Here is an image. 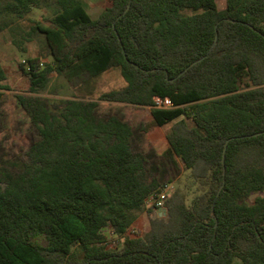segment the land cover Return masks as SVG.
<instances>
[{
  "label": "trees",
  "instance_id": "obj_1",
  "mask_svg": "<svg viewBox=\"0 0 264 264\" xmlns=\"http://www.w3.org/2000/svg\"><path fill=\"white\" fill-rule=\"evenodd\" d=\"M104 1L93 17L84 0H54L49 24L32 26L53 63H20L17 100L39 138L18 171L0 165V264H264V0ZM112 67L125 84L98 99L54 111L37 94L57 72L91 95ZM6 79L0 62V101ZM100 100L150 107L155 126L169 124L163 153L135 149L134 127L100 118ZM181 167L184 190L152 216L147 198Z\"/></svg>",
  "mask_w": 264,
  "mask_h": 264
},
{
  "label": "rangeland",
  "instance_id": "obj_2",
  "mask_svg": "<svg viewBox=\"0 0 264 264\" xmlns=\"http://www.w3.org/2000/svg\"><path fill=\"white\" fill-rule=\"evenodd\" d=\"M12 1L0 0V62L6 69V83L10 86V89L2 90L3 95L0 101V165L12 171H18L27 159L26 152L29 146L39 138L36 127L30 122L17 100V94L28 93V78L23 73L20 63L27 64V59H32L41 67L53 63L43 37L37 32L32 33V26L37 21L48 25V19L55 5L54 0H40L39 7H34L29 13L18 16L16 11L7 9V4ZM84 2L93 17H97L106 6L104 0H84ZM218 5L219 8H224L225 0H219ZM80 82V79L68 81L54 72L48 84L37 94L47 98L51 108L58 111L66 99H98L102 92L121 88L125 84L117 67L106 70L96 78L91 95H88L84 87L80 86ZM97 112L100 118H105L110 113L122 115L134 127L135 149L146 151L148 159L159 156L167 147L165 134L169 124L164 127L155 126L152 123L149 107L100 100ZM141 126L146 130H142ZM180 172L179 175H172L175 177L166 192L168 195L173 189L184 190L190 170L181 167ZM165 180H169V177ZM259 194H264V191ZM155 215L153 212L152 216ZM146 221V213H142L129 232L131 234L143 232ZM108 237L112 238L111 233ZM39 241L46 244L43 237L39 238Z\"/></svg>",
  "mask_w": 264,
  "mask_h": 264
},
{
  "label": "built area",
  "instance_id": "obj_3",
  "mask_svg": "<svg viewBox=\"0 0 264 264\" xmlns=\"http://www.w3.org/2000/svg\"><path fill=\"white\" fill-rule=\"evenodd\" d=\"M172 101L169 97H161L159 95L154 96V106L155 107H170ZM170 184H165L160 191L151 194L146 201L147 207L153 209L156 215L163 212L166 214V200L168 194L166 193Z\"/></svg>",
  "mask_w": 264,
  "mask_h": 264
},
{
  "label": "crops",
  "instance_id": "obj_4",
  "mask_svg": "<svg viewBox=\"0 0 264 264\" xmlns=\"http://www.w3.org/2000/svg\"><path fill=\"white\" fill-rule=\"evenodd\" d=\"M139 107H148V106H139ZM150 108V107H149ZM150 112H151V110H150ZM151 116H152V114H151ZM152 118V120H153V116L151 117Z\"/></svg>",
  "mask_w": 264,
  "mask_h": 264
},
{
  "label": "water",
  "instance_id": "obj_5",
  "mask_svg": "<svg viewBox=\"0 0 264 264\" xmlns=\"http://www.w3.org/2000/svg\"><path fill=\"white\" fill-rule=\"evenodd\" d=\"M159 215H165V212H163V213H161V214H159Z\"/></svg>",
  "mask_w": 264,
  "mask_h": 264
}]
</instances>
